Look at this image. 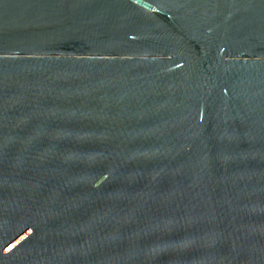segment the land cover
Wrapping results in <instances>:
<instances>
[{
	"label": "water",
	"instance_id": "obj_1",
	"mask_svg": "<svg viewBox=\"0 0 264 264\" xmlns=\"http://www.w3.org/2000/svg\"><path fill=\"white\" fill-rule=\"evenodd\" d=\"M0 264H264V0H0Z\"/></svg>",
	"mask_w": 264,
	"mask_h": 264
}]
</instances>
